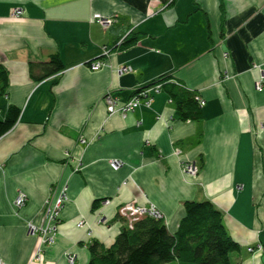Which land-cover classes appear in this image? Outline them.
I'll return each instance as SVG.
<instances>
[{
    "label": "crops",
    "instance_id": "crops-1",
    "mask_svg": "<svg viewBox=\"0 0 264 264\" xmlns=\"http://www.w3.org/2000/svg\"><path fill=\"white\" fill-rule=\"evenodd\" d=\"M16 7L21 18L11 17ZM93 13L113 22L105 28ZM128 34L135 39L103 68L88 67ZM56 52L66 69L35 81L30 62ZM0 61L10 82L0 118L9 105L21 113L0 138L4 263L68 264L65 255L74 254L76 264H88V246L112 244L123 227L122 203L155 204L175 233L184 202L210 200L240 245L233 263L264 264V0H0ZM122 66L131 72L119 74ZM164 75L200 94L204 119L180 120L165 91L154 94L152 109L108 116L105 94L122 103ZM114 158L124 164L115 172ZM202 158L197 177L184 173ZM65 185L70 198L56 242L36 262L40 241L27 222H39L47 199ZM19 190L29 199L18 212Z\"/></svg>",
    "mask_w": 264,
    "mask_h": 264
},
{
    "label": "trees",
    "instance_id": "trees-1",
    "mask_svg": "<svg viewBox=\"0 0 264 264\" xmlns=\"http://www.w3.org/2000/svg\"><path fill=\"white\" fill-rule=\"evenodd\" d=\"M133 39L123 44L126 46ZM65 69L58 52L51 54L46 61L29 64L31 77L39 82ZM157 81L164 85L163 91L170 96L180 120L198 122L204 119L203 107L196 100L194 91L170 75H164ZM9 86V71L0 61V101L8 93ZM4 114L0 118V138L16 126L20 108L9 105ZM98 203L92 204L93 210L98 208ZM184 212L175 233L168 231L164 219L149 216L138 219L132 226L124 224L112 244L94 240L88 246V264H235L232 256L240 250V245L228 232L223 215L213 202L186 201ZM117 218L125 222L122 217Z\"/></svg>",
    "mask_w": 264,
    "mask_h": 264
},
{
    "label": "rangeland",
    "instance_id": "rangeland-1",
    "mask_svg": "<svg viewBox=\"0 0 264 264\" xmlns=\"http://www.w3.org/2000/svg\"><path fill=\"white\" fill-rule=\"evenodd\" d=\"M22 13H23V9H21V8H19V7H16V8H14L13 10H12V13H11V17H14V18H21V16H22ZM96 15V13H93V16H92V19H91V21L92 22H96V23H98L99 21H98V17L96 18V17H94ZM99 15H101V14H99ZM101 17L103 18V19H105V20H108V19H110V23H109V25L108 26H110L111 25V23L113 22V18H111V17H108V18H105L103 15H101ZM98 21V22H97ZM99 24H101L100 22H99ZM102 25V24H101ZM103 26V25H102ZM107 26V27H108ZM103 27H105V26H103ZM107 27H105V28H107ZM130 37H131V34L129 35H126L125 37H122V38H120L117 42H114V44L113 45H109V46H104L103 48H102V52H101V54L99 55V58L98 59H96V60H93V61H89L88 62V67L91 69V70H93L92 69V64H94V62H98L99 60L102 62V65L100 66V68L99 69H101V68H103L106 64H107V59L109 58V56H110V54L116 49V48H119V47H121V48H124L125 47V44H123L126 40L128 41L129 39H130ZM228 55V53L226 54L225 53V56H227ZM123 67H129V66H122L120 69H119V74H121V73H126V72H124V71H122V68ZM131 68V70H132V67H130ZM93 71H98V70H93ZM129 72H131V71H129ZM159 80V79H158ZM156 81V82H155ZM155 81H153L154 83H151V84H149V85H147V86H143V87H141V88H137V89H135L134 91H133V94H132V98H133V95L134 94H136V93H138V92H141V91H143L144 89H148V90H150V92H149V96H150V99H151V101H150V105H149V107H147V108H150V109H152L153 107H151L152 106V100H153V98H154V94H157V93H161V92H164L163 91V84H161V82L159 81H157V80H155ZM257 90L258 91H260V90H262V86H258V88H257ZM110 94L112 93L113 94V92H109ZM109 93H107V94H109ZM107 94H105L104 96H103V99L105 98V96L107 95ZM197 95H196V100H198V102H199V105H201L202 107L204 106V104H205V100L200 96V94H198V93H196ZM114 95V94H113ZM116 97V96H115ZM132 98H130L129 100H131ZM128 100V101H129ZM203 100V104H201V101ZM104 102H105V99H104ZM172 102V101H171ZM106 105V104H105ZM138 107H146V106H138ZM138 107H135V109H137ZM106 109H107V107H106ZM135 109H133V110H135ZM130 112H133V111H130ZM130 112H128V111H126V110H123V112H118L117 114H120L121 116H126L128 113H130ZM107 113H108V116H112V114H116V113H112V114H110V111L107 109ZM81 142H83V143H86V140L85 139H81ZM68 154V153H67ZM178 154V153H177ZM115 161H117V162H115ZM121 162V160H118V159H116V158H114V159H111L109 162V166H110V169L112 170V171H117V170H119L124 164H123V162H121V166L119 167V162ZM202 163V162H201ZM78 165H77V167H75L74 168V170L75 171H77V170H79V168H81V165L82 164H80V162H78L77 163ZM187 168V169H186ZM196 169L197 170V173L195 174V175H191V176H193V177H197L198 175H199V173H200V168H202V166H201V164H200V166L198 165V163L196 162V161H189V163H187V164H185L184 165V167H183V170H184V173L186 174V175H188L187 173L188 172H191L192 170L191 169ZM125 184H126V182H124ZM63 186V185H62ZM66 186H68V185H66ZM68 190H69V186H68V188H67V190H66V192H67V196H68ZM58 190L55 192V193H53L52 194V196H50L48 199H47V201L45 202V204H44V206H43V210H42V212L43 211H45L46 210V207H47V204L48 203H52L53 201H55L56 200V198H57V194H58ZM20 194H23V198L25 197L26 199H27V201H28V195H27V193L25 192V191H23V190H19V192L16 194V196L14 197V202H13V208L14 209H16L18 212L21 210V208L22 207H24L25 205H26V203H27V201H26V203L22 206V207H20V209H17L16 208V205H15V202L19 199V196H20ZM69 198H70V196H68L67 198H66V200H65V204H64V206L66 205V203L68 202V200H69ZM25 199V200H26ZM96 201H98V200H96ZM110 202V200L109 199H105V200H99V203H98V205L97 206H100V205H106L107 203H109ZM132 204H134L136 207H138V206H141V207H144L145 209H139L138 210V212H137V214L139 213H145V215H138L137 217H135L134 219H132V220H130V215H124L123 213H122V209H125V208H127L128 206H130V205H132ZM216 207V206H215ZM65 208V207H64ZM50 209V207L46 210V212L48 211ZM97 209V208H96ZM218 209V208H217ZM143 210V211H142ZM219 210V209H218ZM63 213V211L61 212V214ZM222 213V212H221ZM41 215H42V213H41ZM40 215V216H41ZM223 215V214H222ZM40 216H39V218H40ZM117 216H120V217H122L124 220H125V222H123L126 226H132V223L133 222H136V221H138V219H141V218H146V217H152V218H154V219H164V213L160 210V208H158L155 204H153V203H150L149 202V204H148V206H146V205H142V204H139V203H136L135 201H127V202H125V203H122L120 206H119V208H118V210H117ZM38 218V219H39ZM60 218H61V216H60ZM62 219V218H61ZM61 219H60V221H61ZM119 219V218H118ZM33 221V220H32ZM32 221H28L27 222V230L29 231V233L31 234V235H33V236H35L36 238H38V240L40 241V245H39V247H38V249H36V252H35V254H34V256H33V259L32 260H34V261H36V262H39V261H41V258H42V256H43V253H44V249L45 248H48V247H50V246H52V245H54V243L56 242V234H57V232H58V226H57V230H56V234H55V237H54V243L53 242H50V240L48 239V238H45L44 237V234L41 232V231H35V230H31V228H30V222H32ZM60 221L58 222V225H59V223H60ZM164 221H165V219H164ZM33 222H36V221H33ZM79 223L81 224V223H83V226H79ZM166 224V223H165ZM78 227H80V228H84L85 227V225H86V221L85 220H79V222H77V224H76ZM169 231V230H168ZM250 248L251 247H249L248 248V251H250ZM260 248H262L261 247V245L259 244L256 248H252L251 249V252L252 251H257V250H260ZM66 256V260H68V264H76V262H77V260H76V256L74 255V254H68V255H65ZM0 264H6V263H4L3 262V260L2 259H0Z\"/></svg>",
    "mask_w": 264,
    "mask_h": 264
},
{
    "label": "built area",
    "instance_id": "built-area-1",
    "mask_svg": "<svg viewBox=\"0 0 264 264\" xmlns=\"http://www.w3.org/2000/svg\"><path fill=\"white\" fill-rule=\"evenodd\" d=\"M100 13H96V15L94 17H98V21L105 27H107L110 23V19L105 20L101 17V15H99ZM97 21V22H98ZM98 22V23H99ZM102 65V62L99 60L98 62H94V64H92V69L93 70H99L100 66ZM122 71L124 72H129L131 71L130 67H123ZM149 92L150 90L148 89H144L141 92H138L136 94L133 95V98L129 101H124L122 103H120L119 98L115 97V95H113L112 93L107 94L105 96V104L107 109L110 111V114L112 113H118V112H123V110H126L128 112L133 111V109H135V107L138 106H146L149 107L150 105V96H149ZM201 104H203V100L201 101ZM117 162V161H115ZM119 162V161H118ZM121 166V162H119V167ZM187 169V168H186ZM191 169V168H190ZM191 172H188L187 174L189 175H195L197 173L196 169H191ZM68 186H64L62 188V190H60L57 194V198L55 201H53L52 203H48L46 210L50 207V209L46 212L43 211L42 215L40 216V221L39 222H30V228L31 230H35V231H41L44 234L45 238H48L50 240V242L54 243V237L56 234V228L58 226V222L60 221V216H61V212L64 209V202L66 200L67 196V190ZM23 198V194H20L19 199L15 202L16 208L20 209V207H22L27 199ZM139 209H145L144 207L138 206L136 207L134 204L128 206L125 209H122V213L124 215H130V220L134 219L135 217H137L138 215H145V213H138ZM143 211V210H142ZM79 226H83V223H79ZM252 248H250L251 251Z\"/></svg>",
    "mask_w": 264,
    "mask_h": 264
},
{
    "label": "bare ground",
    "instance_id": "bare-ground-1",
    "mask_svg": "<svg viewBox=\"0 0 264 264\" xmlns=\"http://www.w3.org/2000/svg\"><path fill=\"white\" fill-rule=\"evenodd\" d=\"M190 175V174H189Z\"/></svg>",
    "mask_w": 264,
    "mask_h": 264
}]
</instances>
